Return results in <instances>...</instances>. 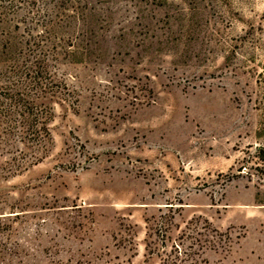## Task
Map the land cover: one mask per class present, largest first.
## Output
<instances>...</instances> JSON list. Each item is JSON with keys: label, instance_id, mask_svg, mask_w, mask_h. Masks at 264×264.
Returning <instances> with one entry per match:
<instances>
[{"label": "rangeland", "instance_id": "1", "mask_svg": "<svg viewBox=\"0 0 264 264\" xmlns=\"http://www.w3.org/2000/svg\"><path fill=\"white\" fill-rule=\"evenodd\" d=\"M7 87L0 264H264V0H0Z\"/></svg>", "mask_w": 264, "mask_h": 264}, {"label": "trees", "instance_id": "2", "mask_svg": "<svg viewBox=\"0 0 264 264\" xmlns=\"http://www.w3.org/2000/svg\"><path fill=\"white\" fill-rule=\"evenodd\" d=\"M18 88L12 89L14 93L11 95L5 92L9 91L8 87L1 88L4 92H0V115L10 124V128H8L10 131L14 129L15 126L13 125L19 122L18 117H20L21 122L28 126V129L33 130L31 134L34 135L36 133L35 126L38 123V113L31 106L34 102L30 100L29 94L23 93ZM6 99L9 102L6 103ZM17 109H20V111L16 112ZM246 163L251 164L250 167L244 166L245 171H248L246 173L249 180L252 181L257 178L259 186H264V146L255 155L251 156Z\"/></svg>", "mask_w": 264, "mask_h": 264}]
</instances>
